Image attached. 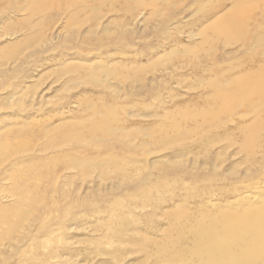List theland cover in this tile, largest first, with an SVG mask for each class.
I'll return each mask as SVG.
<instances>
[{"label": "bare ground", "instance_id": "bare-ground-1", "mask_svg": "<svg viewBox=\"0 0 264 264\" xmlns=\"http://www.w3.org/2000/svg\"><path fill=\"white\" fill-rule=\"evenodd\" d=\"M116 1L122 7L113 1L104 11L98 5L100 3L94 4L95 0H6L4 3L0 0V40L5 42L0 48V111L4 109L0 113V198L9 197L11 200L10 205L0 206V264H97L100 260L106 261L99 264H264V64H261L257 74L253 73L254 78L247 76L248 73L235 77L231 74L226 81L213 86V98L222 101L221 108L226 110V114L241 109L242 117H252L249 124L240 126L243 132L241 144L235 145L232 138L228 140L227 133L221 136L210 131L200 143L198 151H203L202 159H198V155H191L189 159L185 148L173 150L168 158H175L172 162L178 165L181 173L186 172L189 161L192 167L208 164L215 178L217 169L227 161L228 149L232 148V155H241L243 159L242 169L239 164L242 159L239 162L232 160L228 164L235 186L227 188V195L223 192V205L217 199L210 201L218 194L211 184L214 177H208L210 174L202 175L206 182L201 194L185 187V198H197L195 214L187 211L176 214L163 210V214H155L160 217H155L152 216L153 210L141 211L146 203L154 208H161L171 202L176 207L181 206L176 203L181 194H175L176 186L168 182L171 170L167 167L168 159H160L158 155L183 140L184 134L180 133L172 139L164 131L159 136L147 134L140 141L139 131H133L131 135L122 125L125 115L118 113L117 105L93 106V116L86 120L74 125L60 119L51 128L38 126L32 114L24 113L26 107L51 100L45 98L43 88L38 89L40 84L23 85L37 72L38 61L41 65L48 61L44 55L56 49L57 44L54 42L57 37L63 39L65 47L58 53V59L61 60L58 71L62 75L69 74L60 89L72 87L69 86L72 82L73 86L102 88L106 95L109 93L117 99L126 87L129 94L125 99L132 104V89L146 88V75L143 77L142 70L139 71L142 65L140 60H149L167 44V37L162 35L158 47H151L145 52H129L123 45H131L134 24L147 22L150 17L163 18L161 7L150 6L156 4L157 0H149L147 4L144 0ZM159 1L167 3L165 0ZM222 2L217 5L216 12L222 7ZM232 2L228 11L223 16L219 14L213 25L219 24V34L239 43L241 48L247 47L250 53L256 55L257 49L260 50L264 43L263 34L258 32L260 20L264 22L263 15L260 20L243 17V12L239 13L237 8H242L246 0ZM202 4V0H191V5L196 7ZM146 7L151 11L148 16ZM120 10L128 14V20L122 23L117 19ZM209 11L206 10L189 22L192 25L203 23L206 18L216 14ZM17 14L22 17L19 18L18 26H14ZM245 17L253 19L250 24L255 26L256 30L252 26L254 32L249 31L251 26L250 29L246 28L250 20L246 21ZM112 23L117 24L116 34L109 38L114 32ZM87 25L88 28L85 27ZM179 25L176 23V28ZM167 26V20L160 19L145 28L164 30ZM63 29L65 33L61 31ZM178 32L181 33L180 30ZM94 34L111 39L106 40L115 47L114 51H106V60L77 59L78 54L70 51L73 49L71 42L79 40L82 44L83 38L90 39ZM18 36L21 39L18 40ZM194 36V32L189 31L186 38L192 40ZM104 43V39H95L92 44L102 48ZM227 63L231 64V61ZM62 75L57 77L59 81L64 77ZM153 79L156 81L155 77L149 81L147 79L149 85L154 83ZM156 83L164 84V80L159 78ZM51 101L54 105L57 102ZM84 102L85 105H95L83 92L77 95L73 103L80 106ZM53 104L50 106L53 107ZM56 109V115L62 117L63 108L59 106ZM8 112L12 113L2 115ZM126 116L132 115L127 112ZM214 121L217 122L212 118L206 120V125L198 127V130L203 131L205 126L212 125ZM170 127L179 131L180 125L176 123ZM189 134L192 136L191 131ZM223 142H226L225 147H219ZM114 143L119 144L120 153L115 151ZM153 169L160 172L154 174ZM198 176L201 174H194L192 181L197 182ZM221 178L223 180L224 177ZM74 180L78 187L71 195L70 188L65 187ZM7 183L11 184L12 190L2 195V186ZM83 183L89 185L90 190H82ZM122 185L126 186L127 191L118 194L119 186ZM172 187L174 191H171ZM221 187L217 188L220 192ZM137 195L147 196L146 201L140 199L143 200L141 206L135 199ZM159 195L166 197L156 199ZM200 196L208 200L201 202ZM59 197L68 201V204L63 207L58 205ZM53 213H63L68 224L58 219L50 224L48 221L53 219ZM86 218L90 219V224L85 225L83 220ZM69 228L82 231L90 229L88 232L92 236L85 242L90 248L83 253L71 249V243L57 231ZM127 246L134 248L127 249ZM132 254L134 258L128 259Z\"/></svg>", "mask_w": 264, "mask_h": 264}, {"label": "rangeland", "instance_id": "rangeland-1", "mask_svg": "<svg viewBox=\"0 0 264 264\" xmlns=\"http://www.w3.org/2000/svg\"><path fill=\"white\" fill-rule=\"evenodd\" d=\"M5 1L6 0H1V3H4ZM113 1L117 3L119 7H122V5L118 3L116 0H101V1L95 0V3L94 2L93 3L94 4L100 3L98 5H100L104 11H106L108 9L109 3L110 2L112 3ZM220 1L219 0H202L203 4L201 5V7L200 6L196 7L194 5H191V0H165V2H167L166 4L165 3L163 4V2L160 3V1L157 0L156 4L154 5L150 4L151 7H156V6L161 7L160 13H162L161 16L163 18L150 17L149 18L150 20L148 19L147 22H144L138 25L134 24L133 27L135 28V33H134L133 39L131 40V45H127V46L123 45V47L126 48V50H128L129 52H145L151 47L157 48L161 42L160 37L162 35H165L167 37V40H166L167 44L161 49H159L157 52H155L150 57L149 60H147V58H143L140 60V64L142 65H140L139 71L142 70L141 73L143 72L142 73L143 77L146 75L144 77L146 88L144 87L142 89L140 88L135 89L136 88L135 87L132 89V92L130 94V98L132 99V104L128 103L127 100L125 99V97L129 94L126 87H124V89L121 90L120 92L121 97L117 99L113 97L112 95H110L109 93H107L106 95L105 94L106 92L104 93L102 88L93 87V86L91 87L87 85L85 86L74 85L73 86L74 83L72 82L69 85L72 87L70 88L65 87V88L60 89L61 85L63 84V80L66 77L68 78L69 74L62 75L58 71L59 65L61 63V60L58 59V53L60 52V50L64 49L65 47L63 45L64 44L63 39H60L58 37L55 38L54 43L57 44L56 49L53 51H49L48 53L44 55V57L48 59V61L45 62L43 65H41L40 61H38L37 65H39V67H38L37 72L34 73L33 78L30 79V81H28L26 85H23V86L26 87L32 84H35V85L40 84V86H38V89L41 90L43 88L44 93H46L44 95L45 98H48V99L51 98V100H54L55 102L56 101L57 102L54 105L52 101L50 100V102H48L49 104L40 103L41 105L26 107L24 113L32 114V116L36 118L35 123L38 124V126L40 127L46 126V127L51 128V126L58 124L60 119L61 121L62 119L65 121L68 120V122L73 123L74 125L78 124V122L86 120L88 117L93 116L92 114L93 106L101 107V105H104L105 107H112L114 105L115 106L117 105L116 110L118 111L119 114H121L122 116L124 115L126 116L127 112H130V114L132 115L131 117L124 116L121 122L124 128L128 130L131 135L133 131H136V130L139 131L138 134H139L140 141L147 134L159 136V135H162L164 131L169 133L172 139H175V137H177V135H179L180 133L185 135L183 140L179 141L178 143L172 144V148H167L161 151L160 154L158 155V158L160 159H168L172 155L173 150H176V149L181 150L182 148H185L187 152L186 155L189 157V159L193 155H198V159H202L200 157L203 156V151H198V150L201 147L200 146L201 140L205 139L207 135L206 133L210 131L217 132L221 136H224L227 133V137H229L228 140L232 138L235 145L241 144L243 142L242 141L243 132L240 131V126L249 124V122L252 120V117L251 115L242 117L241 113H243V111L241 109H239L238 111H233L234 110L233 109L232 113L228 112V114H226V110L221 108L222 101L219 100V98L217 97L213 98V86L215 85V83H219V82L222 83L226 81V79L231 77V74H232V77H235L238 75H244V73H248L247 76H251V78H254L253 73L257 74L261 64H264V51H263L264 43L261 45L260 50L259 48L257 49L256 51L257 54L255 55L253 53H250L251 51H249L247 47L241 48L239 46V43L227 38L224 34L222 35L219 34L217 30L220 25L219 24L213 25V21L217 17L218 18L220 17L219 14L222 13L221 15L223 16L226 13V11H228V7H230L231 3H233L232 2L233 0H222L223 1L222 7H220L219 11L216 12L217 5L219 4ZM148 2L149 0H144L145 4H147ZM166 6L169 7L170 9L166 8ZM212 8L214 9L212 10ZM206 10L207 11L210 10L209 12L212 11V13H216V14L213 17L206 18V20L203 23H197L196 25H192L189 22V21H193V19L195 18H198V16L206 12ZM237 10H239V13L243 12L241 13L243 17L244 16L256 17V18H259L260 20L261 15H263V21H264V12H262L264 11V0H246L242 8H237ZM146 11H147L146 16H148V13L150 14L151 11L148 7H146ZM87 13L89 14L88 11ZM126 16H128V14H125V12L121 10L118 11L117 19H119V23L124 22L125 19L128 20ZM21 17L22 16L20 14L16 15V18L18 19H14V26H18L19 18L21 19ZM160 19L167 20L168 26L166 28L163 27L164 30L145 28V26H148L150 24L154 25V23ZM245 19L246 21L250 20V22H247V23L246 21L243 20L247 25L249 23L248 26L244 24L246 28L247 29L251 28L249 31L252 30V32H254L256 28L252 24V26L255 28L254 30L250 24L253 22V19L252 18L249 19L246 17ZM34 21H36V18L34 19ZM176 23H180V25L177 28H176ZM263 23L264 22L260 20L261 27H259L260 29L258 32L262 33L264 36V24ZM210 25H212V27H210ZM116 26L117 24L112 23L111 28L114 30V32L110 34L109 38H111L112 36H115ZM85 27L88 28V25ZM179 30L181 31V33L178 32ZM61 31L64 32L65 29ZM189 31H192L195 34L192 40H188L186 38V35L188 34ZM94 38L96 40L104 39L105 45L102 48L95 46L94 44H92L93 41H95ZM109 38L107 39V37L105 38L103 35H100V34L97 37V35L94 34L90 39L83 38V40L85 41L82 40V44H80L79 40H76L75 43L71 42L73 43V46H72L73 49L71 48L70 51L78 54L76 55L77 59L83 60V59L88 58L87 60L89 59L95 60V61L106 60L107 59L106 51H109V50L114 51L115 49V47L107 43V40H111ZM19 39H21V36H18V40ZM175 40H178V42H175ZM9 41L14 42L13 39H9ZM4 43L5 42L3 40H0V48L4 46ZM87 43L88 45H86ZM123 47L119 46L120 49H122ZM86 48L88 49V51ZM261 51L263 52L261 53ZM100 52H102L101 55H99ZM72 61L75 62L74 60ZM228 61L229 62L231 61V64L227 63ZM173 63L176 66L175 65L174 67L169 66ZM239 64H240V67H239ZM163 71L166 72V74ZM60 75L64 77H62V79H60L59 81L57 77H59ZM152 77H155L156 81L159 78H162V80H164V84L157 85L156 81L153 79L154 83H151V84L152 85L155 84V85L154 86L149 85V82H147V79L149 81V79ZM176 80H177V83H175ZM161 86L163 88H160ZM46 87L47 88L49 87V89H47ZM148 87L150 90L147 89ZM80 92H83L84 95H86V97H89V99L93 101L95 105H92V106L88 104L85 105V102H84L82 105L78 106L75 103H73L75 98L77 97V95H79ZM108 98L110 99L108 100ZM52 104H53V107H51ZM160 104H161V107H160ZM59 106L63 108L61 109L62 110L61 116L63 118L60 117V115H56V113H58L56 108H58ZM3 111L4 109H1L0 113H2ZM12 112L4 113L2 115L7 116V115H10ZM133 115H136V116H133ZM192 116H194V118H191ZM204 116L206 117L205 119H204ZM211 118L217 121V122L214 121L215 124H217L219 121L221 122V124L220 123L218 125L214 124L213 126V123H214L213 122L212 125H209L210 127L205 126V128H203V131L198 130V127L206 125L205 123L206 120L211 119ZM262 119L264 123V114L262 115ZM176 123L180 125L179 131H175L170 127L172 124H176ZM206 128L208 131L205 130ZM148 130L151 132H149ZM190 131H191L192 136H190L189 134ZM245 131H247V129ZM262 132L264 134V131ZM51 134H54V133L52 132ZM187 136H190V137L186 138ZM25 140H27V138ZM225 143L226 142H223L221 145H218V146L225 147L224 146ZM113 145H115L114 146L115 151L119 152L120 151L118 147L119 144L114 143ZM227 152L228 153L226 155V158L228 162L226 161L225 164H223L219 169H217V172H216L217 175L215 174L216 178L212 175L214 174V171L211 170L210 165L208 164L207 166H203V167H198L200 166L199 164L196 167H192V162L189 161L186 165V172L181 173V169L178 167V165L172 162L175 158L172 157L171 159H168L167 167L171 169L168 182L170 185L173 184V186L174 185L176 186L175 194H181L180 199H176V203L181 204V206L176 207L175 203L171 202L168 204H164L161 208H158V207L154 208L152 207L151 204L146 203L144 210L142 209L141 211L153 210L154 215L152 216H155L156 213L163 214L164 213L163 210H169L170 213L176 212V214L180 212H186V211L189 213L195 214V212H197V205H198L197 198L195 199H190L189 197L185 198V194H183L185 192V187H190L195 193L201 194V192L203 191V186L206 182V179L203 180L202 175H209V174L210 175L208 177H214L213 178L214 181L212 180L211 184H213L216 190L214 191L218 193L217 195H214L215 197L210 198V201L217 199L223 205L225 199H223L221 196L224 193L225 195H227L226 193L229 192L227 190L228 187L232 188L233 186H235V183L233 182L234 180L233 181L231 180L232 175L228 171V168H229L228 164L232 160L239 162L242 159L241 155H238V154L232 155V148L228 149ZM242 161L243 159L239 162V164H241L240 165L241 169L243 168V165H244ZM182 168L185 171V168L184 167ZM152 171L154 174H157L160 172V171L157 172V169L156 170L153 169ZM197 173L201 174V176L197 177V182H193L192 181L193 175ZM221 177H224L223 180H221L222 179ZM176 179H181V180H176ZM229 180H231V182ZM85 184L86 183L81 184L82 190L83 189L84 191L86 189L90 190L89 185L87 186V184L86 185ZM191 184L192 186H188ZM76 186L77 184H75V180H74L71 185H68L65 188H70L69 189L70 194L73 195L74 190H76L78 187ZM2 187H3L2 195L5 194L8 190H12L11 184L9 183L3 184ZM220 187L222 189L221 192L219 191L220 189L219 190L217 189ZM239 189L241 190V188ZM126 191H127V188L125 185L119 186L118 194H124ZM171 191H174L173 187L171 188ZM55 196L56 194L53 196V198ZM164 197L159 195L156 197V199H161V198L163 199ZM198 198H200L201 202L208 200V198L206 197L200 196ZM135 199L139 201V205L141 206L140 202L143 200L146 201L147 196L142 197L141 195H137L135 196ZM140 199H143V200H140ZM10 203H11V200L9 197L0 198V206L10 205ZM57 203L58 205L63 207L66 205V203L68 204V201H65L64 198L59 197ZM209 204L210 203H208V205ZM155 217H160V216H155ZM56 219L64 220L63 213L61 214L53 213V219H49L48 222L50 224H53L54 222H56ZM64 222L68 224L67 221L64 220ZM83 222L85 223V225L91 223L89 218L84 219ZM89 230L90 229L86 231L83 229L82 231V230H75L73 228H69L67 230L60 229L57 231H59L61 233V236L66 238V240L71 243L72 246H69L71 249L75 250L76 253H83L88 248H90V247H87L85 243L87 242V239H89L92 236L90 235V232H88ZM78 242H81V243H78ZM130 248L133 249L134 247L127 246V249H130ZM129 258H134V255L132 254L131 256H128V259ZM104 261L106 260H100L98 261L97 264H99L100 262H104Z\"/></svg>", "mask_w": 264, "mask_h": 264}]
</instances>
